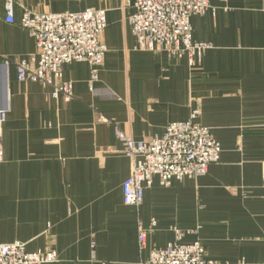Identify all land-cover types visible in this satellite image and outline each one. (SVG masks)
<instances>
[{
    "label": "crops",
    "instance_id": "1",
    "mask_svg": "<svg viewBox=\"0 0 264 264\" xmlns=\"http://www.w3.org/2000/svg\"><path fill=\"white\" fill-rule=\"evenodd\" d=\"M133 0H17L15 22L0 0V99L9 100L0 161V239L30 252L56 249L48 264H147L153 248L200 238L218 264H264V0H210L191 17L193 38L210 45L201 61L140 49L128 21ZM104 9L108 46L99 80L88 62L64 66L75 98L18 79L34 38L20 25L38 13ZM7 60L10 61L7 64ZM211 128L222 153L207 174L159 177L139 207L126 205L132 163L116 131L162 136L172 122ZM107 118V121H104ZM153 220L156 225L152 228ZM150 229L146 247L139 226Z\"/></svg>",
    "mask_w": 264,
    "mask_h": 264
},
{
    "label": "built area",
    "instance_id": "2",
    "mask_svg": "<svg viewBox=\"0 0 264 264\" xmlns=\"http://www.w3.org/2000/svg\"><path fill=\"white\" fill-rule=\"evenodd\" d=\"M16 3L17 0H5L7 22H15ZM129 4L135 11L128 21L140 49L166 52L170 57L188 55L191 65L201 61L211 44L193 38L191 17L213 8L210 0H133ZM20 25L28 30L36 44L29 59L12 60L20 81L40 83L51 89L52 97L63 96L71 101L76 96L73 82L64 78L66 64L88 62L90 82L99 80L108 51L103 40L107 28L106 10L87 8L79 12L38 13L25 9ZM9 62L7 60V64ZM9 107L8 98L0 99V161L3 158V124ZM198 113L194 112L189 120L170 123L162 136L149 139L134 140L117 127V137L132 163L131 173L123 183L126 205L139 207L155 177H159L161 185L169 186L175 179L207 174L210 166L220 160L221 143L210 127L196 120ZM154 225L155 220L151 227ZM149 230L139 226L141 249L146 247ZM174 230L176 240L165 248H153L147 264H218L206 257V248L200 238L189 244L182 243L187 231ZM188 232L198 234L199 229ZM57 258L56 249L30 252L23 242L8 243L0 239V264H48Z\"/></svg>",
    "mask_w": 264,
    "mask_h": 264
}]
</instances>
